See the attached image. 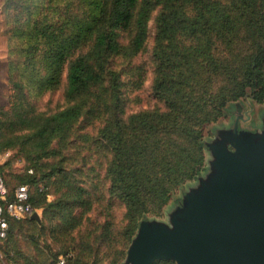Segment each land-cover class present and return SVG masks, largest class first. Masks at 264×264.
<instances>
[{
    "label": "trees",
    "instance_id": "16d2710c",
    "mask_svg": "<svg viewBox=\"0 0 264 264\" xmlns=\"http://www.w3.org/2000/svg\"><path fill=\"white\" fill-rule=\"evenodd\" d=\"M2 2L9 92L0 105V147L25 155L29 172L40 169L39 160L53 158L44 176L68 190L47 205L67 207L62 196L71 194L80 198L82 211L90 207V191L68 181L64 163L84 165L87 156L76 157L81 149L102 148L107 192L124 204L128 238L139 220L200 174L203 131L226 104L242 97L264 100V0ZM152 17L156 103L126 114L129 98L122 88L143 81V67L132 73L130 63L145 48ZM63 74L65 104L38 108L34 98L57 89ZM82 124H94L95 133L79 131ZM30 182L38 183L35 173ZM38 189L44 193L47 183ZM28 200L35 209L30 189ZM60 256L66 264L74 253H59L56 263Z\"/></svg>",
    "mask_w": 264,
    "mask_h": 264
},
{
    "label": "rangeland",
    "instance_id": "374dc122",
    "mask_svg": "<svg viewBox=\"0 0 264 264\" xmlns=\"http://www.w3.org/2000/svg\"><path fill=\"white\" fill-rule=\"evenodd\" d=\"M3 2L0 0V105L7 102L9 92L7 82V32ZM155 14V13H154ZM153 14V16H154ZM149 34L145 48L132 57L131 72L134 67H143V81L134 88L126 84L122 90L129 98L126 103V114L138 108H146L156 103L151 93L152 63L150 51L154 40V20L148 21ZM126 77V76H125ZM128 77V76H127ZM134 79V76L129 74ZM65 77L62 76L60 86L40 95L36 104L40 109H54L65 104L63 94ZM137 99V100H134ZM264 100L256 102L249 97H242L229 102L224 115L216 121L209 123L203 131L206 142L214 141L221 131L232 129L235 125L241 129L255 131L263 129ZM94 124H82L79 131L95 133ZM80 143H83L80 141ZM0 152L6 157L3 174L10 190L22 183L29 182L32 203L40 216V221L30 216L11 217L8 221L6 234L0 236V264H57L59 253L70 249L74 256L66 264H125L127 250L137 234L138 225L134 233L128 238L126 234V216L124 204L107 192V178L104 174V160L107 155L102 148L91 144L76 154L77 158L86 155V164L79 160H67L64 167L68 170L70 183L86 187L90 191V207L82 211L78 205L80 198L71 194L62 196L68 204L67 207L47 205L61 192L68 190L64 183L53 181V177H46L44 173L50 171L53 158L39 160L40 169L33 167L29 172L30 161L25 155L13 148L3 149ZM201 176L185 180L171 194L170 199L158 211L150 212L146 218L150 222H170V215L184 204V194L199 187V179H206L212 171L210 167L211 156L207 152ZM80 170H74V168ZM35 173L38 183L30 182L31 175ZM47 183V191L42 193L38 187ZM47 205V206H46ZM45 207V213L40 207ZM107 227V228H106ZM106 228V229H105ZM152 264H176L173 260L157 259Z\"/></svg>",
    "mask_w": 264,
    "mask_h": 264
},
{
    "label": "water",
    "instance_id": "95a60500",
    "mask_svg": "<svg viewBox=\"0 0 264 264\" xmlns=\"http://www.w3.org/2000/svg\"><path fill=\"white\" fill-rule=\"evenodd\" d=\"M226 129L204 147L212 171L170 222L142 219L125 264H264V123ZM202 171V170H201ZM200 174L196 177L199 178ZM30 217L40 221L33 210Z\"/></svg>",
    "mask_w": 264,
    "mask_h": 264
},
{
    "label": "built area",
    "instance_id": "2783aa9c",
    "mask_svg": "<svg viewBox=\"0 0 264 264\" xmlns=\"http://www.w3.org/2000/svg\"><path fill=\"white\" fill-rule=\"evenodd\" d=\"M5 155L0 152V165L5 162ZM29 185L27 183H19L14 189L10 197L8 189L4 183L0 173V236H4L8 227V216L23 217L26 214L30 215L34 208L29 200ZM63 262V257L60 256L57 264Z\"/></svg>",
    "mask_w": 264,
    "mask_h": 264
},
{
    "label": "crops",
    "instance_id": "0c3cea01",
    "mask_svg": "<svg viewBox=\"0 0 264 264\" xmlns=\"http://www.w3.org/2000/svg\"><path fill=\"white\" fill-rule=\"evenodd\" d=\"M228 106H229V103H227L226 106H225V112H226Z\"/></svg>",
    "mask_w": 264,
    "mask_h": 264
},
{
    "label": "flooded vegetation",
    "instance_id": "af4514ba",
    "mask_svg": "<svg viewBox=\"0 0 264 264\" xmlns=\"http://www.w3.org/2000/svg\"><path fill=\"white\" fill-rule=\"evenodd\" d=\"M224 114H225V107H224ZM224 114H223V115H224Z\"/></svg>",
    "mask_w": 264,
    "mask_h": 264
}]
</instances>
